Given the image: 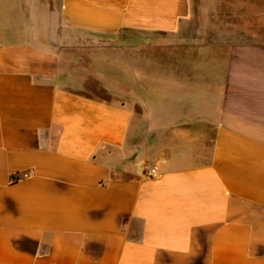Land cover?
Here are the masks:
<instances>
[{
  "label": "crops",
  "instance_id": "crops-1",
  "mask_svg": "<svg viewBox=\"0 0 264 264\" xmlns=\"http://www.w3.org/2000/svg\"><path fill=\"white\" fill-rule=\"evenodd\" d=\"M201 16L252 34L183 37ZM260 21L264 0H0V264H264ZM149 35L171 37L148 68ZM115 41L139 54L85 95L68 50Z\"/></svg>",
  "mask_w": 264,
  "mask_h": 264
},
{
  "label": "rangeland",
  "instance_id": "rangeland-1",
  "mask_svg": "<svg viewBox=\"0 0 264 264\" xmlns=\"http://www.w3.org/2000/svg\"><path fill=\"white\" fill-rule=\"evenodd\" d=\"M220 21L228 20L233 21L234 16L226 17H218L212 18L211 23L205 21L203 16H201V21L195 23V26H187L180 31L183 37H199V38H209L211 40H218V39H240L250 37L252 34V27L251 26H221ZM258 33L260 36L264 37V21H260L258 24ZM256 32V31H255ZM121 37V36H120ZM127 38H137L138 36L135 34H130L128 36H124ZM171 36H160V35H149L144 37L148 43L141 48V55L146 57L145 62L149 68L154 61L155 57V50L161 47H155L154 44L150 43V40H161L165 38H170ZM106 44V43H105ZM111 46H115L113 49L112 47L108 48L105 45H99V47H91L85 45L78 49H72L73 52H69L68 55H77L80 56L81 64L78 62L76 65L77 67H81V78L84 83L83 93L93 98L108 100L110 95L106 92L104 86V80L101 78L102 72L106 71L107 65L105 63L106 57H115L118 59L119 64H121V56L123 54H136L138 55V47H124L122 43L119 41L110 42L108 43ZM165 50L170 51V46H167ZM117 62V61H116ZM74 65V64H73ZM79 68H77L78 72ZM79 76V75H78Z\"/></svg>",
  "mask_w": 264,
  "mask_h": 264
},
{
  "label": "built area",
  "instance_id": "built-area-1",
  "mask_svg": "<svg viewBox=\"0 0 264 264\" xmlns=\"http://www.w3.org/2000/svg\"><path fill=\"white\" fill-rule=\"evenodd\" d=\"M147 175L150 176V177L155 176L156 175V168H151L148 171Z\"/></svg>",
  "mask_w": 264,
  "mask_h": 264
},
{
  "label": "trees",
  "instance_id": "trees-1",
  "mask_svg": "<svg viewBox=\"0 0 264 264\" xmlns=\"http://www.w3.org/2000/svg\"><path fill=\"white\" fill-rule=\"evenodd\" d=\"M16 180H18V177L17 176H13L12 177V182H15Z\"/></svg>",
  "mask_w": 264,
  "mask_h": 264
}]
</instances>
